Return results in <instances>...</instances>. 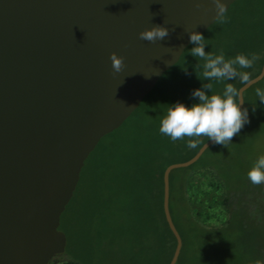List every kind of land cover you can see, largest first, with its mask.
<instances>
[{"label": "water", "instance_id": "water-1", "mask_svg": "<svg viewBox=\"0 0 264 264\" xmlns=\"http://www.w3.org/2000/svg\"><path fill=\"white\" fill-rule=\"evenodd\" d=\"M236 0H225V11ZM223 13V14H224ZM221 15L213 0H0V264H50L65 252L61 215L90 153L119 128ZM155 25L169 35L155 43L139 34ZM124 57L120 72L111 54ZM264 78L261 72L238 90ZM166 167L164 213L170 212V174L196 163Z\"/></svg>", "mask_w": 264, "mask_h": 264}, {"label": "trees", "instance_id": "trees-1", "mask_svg": "<svg viewBox=\"0 0 264 264\" xmlns=\"http://www.w3.org/2000/svg\"><path fill=\"white\" fill-rule=\"evenodd\" d=\"M205 52L237 54L259 59L247 71L256 77L264 64V0H236L206 31ZM190 44L179 61L160 77L138 108L114 131L105 135L82 168L74 194L61 215L67 236L64 253L50 264H169L176 238L167 223L163 174L167 166L191 159L209 140L207 136L172 141L159 132L168 105L200 103L192 91L211 82V94H222L233 80L206 78L204 58L190 54ZM239 68V66H237ZM244 94L246 123L225 145L214 143L201 158L170 174V212L183 239L176 264H264V183L247 177L264 143V102L256 88ZM207 91V90H205ZM238 103V95L235 97ZM253 107L256 108L253 113ZM196 139L195 148L187 141ZM206 179L203 197H214L222 219L213 222L195 207L191 182ZM208 188V189H207Z\"/></svg>", "mask_w": 264, "mask_h": 264}, {"label": "clouds", "instance_id": "clouds-1", "mask_svg": "<svg viewBox=\"0 0 264 264\" xmlns=\"http://www.w3.org/2000/svg\"><path fill=\"white\" fill-rule=\"evenodd\" d=\"M217 15H223L225 11V0H213ZM169 35V29L163 25H155L140 32L141 39L155 43ZM189 41L193 45L190 54L205 59L203 65L206 78H216L233 80L239 78L243 83L250 80L247 71L239 69L251 68L254 61L259 59L256 53L251 57L245 54H237L234 58L226 59L224 54H213L205 52L206 38L203 33L189 32ZM112 68L115 72H120L124 67V57L113 52L110 56ZM239 66V68L237 67ZM213 84L211 82L203 84L201 88L192 91L191 95L199 99L200 103L188 106L182 102H175L168 105L166 115L160 122L159 132L170 137L172 141L187 137L207 136L216 144L225 145L237 134L240 129L249 123L248 110L241 109L235 97L238 90L232 83H226L222 94H211ZM207 90V91H205ZM256 95L261 102H264V89L256 88ZM256 108L253 107V113ZM198 143L196 139L187 141L188 148H195ZM248 179L253 184L264 183V155L259 156L247 173ZM256 264H261L259 260Z\"/></svg>", "mask_w": 264, "mask_h": 264}, {"label": "rangeland", "instance_id": "rangeland-1", "mask_svg": "<svg viewBox=\"0 0 264 264\" xmlns=\"http://www.w3.org/2000/svg\"><path fill=\"white\" fill-rule=\"evenodd\" d=\"M256 154H259V156L264 155V143L261 147L260 150H258L256 152ZM206 179L204 178H197L194 179L191 183V189H190V193L194 198V202H195V207L201 210H204V212L207 211V209H209L211 206L214 207L211 209H209L208 214H209V219L213 222H218L220 219H222L223 213L220 210V207L218 205H216V203H213V199L214 197L212 196L213 193H211L210 197H203L201 195V189H206L205 185H206ZM208 189V188H207Z\"/></svg>", "mask_w": 264, "mask_h": 264}]
</instances>
